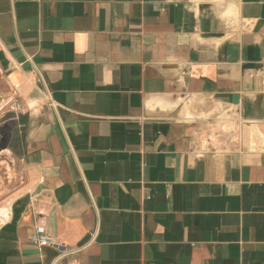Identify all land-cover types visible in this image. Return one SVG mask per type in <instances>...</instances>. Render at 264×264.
I'll return each instance as SVG.
<instances>
[{"label": "crops", "instance_id": "0c3cea01", "mask_svg": "<svg viewBox=\"0 0 264 264\" xmlns=\"http://www.w3.org/2000/svg\"><path fill=\"white\" fill-rule=\"evenodd\" d=\"M0 95V264H264V0H0Z\"/></svg>", "mask_w": 264, "mask_h": 264}, {"label": "built area", "instance_id": "2783aa9c", "mask_svg": "<svg viewBox=\"0 0 264 264\" xmlns=\"http://www.w3.org/2000/svg\"><path fill=\"white\" fill-rule=\"evenodd\" d=\"M15 106L18 108V99L16 97L4 98L0 95V116H2L9 107ZM2 222L0 221V228ZM32 243L39 248L54 245L50 237L45 235V229L43 227L37 228V235L31 239Z\"/></svg>", "mask_w": 264, "mask_h": 264}, {"label": "bare ground", "instance_id": "6f19581e", "mask_svg": "<svg viewBox=\"0 0 264 264\" xmlns=\"http://www.w3.org/2000/svg\"><path fill=\"white\" fill-rule=\"evenodd\" d=\"M0 213L6 214L7 213V210L5 208H3V209L0 210ZM1 219H3V218L0 217V221H1Z\"/></svg>", "mask_w": 264, "mask_h": 264}]
</instances>
